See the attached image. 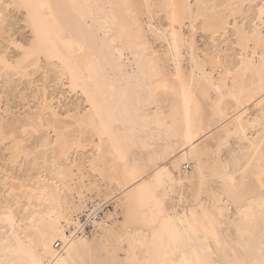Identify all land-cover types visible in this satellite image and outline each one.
I'll list each match as a JSON object with an SVG mask.
<instances>
[{
    "label": "snow or ice",
    "instance_id": "obj_1",
    "mask_svg": "<svg viewBox=\"0 0 264 264\" xmlns=\"http://www.w3.org/2000/svg\"><path fill=\"white\" fill-rule=\"evenodd\" d=\"M109 8L127 9V18L113 15L109 27L107 20L97 16V10ZM17 12L23 17L25 28L22 30L13 23ZM157 15L162 22L166 21V27L163 23L155 25ZM98 23L103 26L102 35L95 30ZM177 25L181 29L189 27L191 34L186 36L183 31L178 32ZM85 29L91 31V42ZM20 31L29 35L20 38ZM197 31L203 32L207 40L199 59L193 40ZM221 35L223 39H219ZM118 39L121 44L127 42L129 50L134 49L149 70L145 73L147 105L159 103L161 90L173 96L182 95L189 141L196 90L206 98L214 91L220 99L226 92L236 99L238 78L243 75L247 79L251 75L253 81L259 79L264 96V0L258 3L231 0L216 4L165 0L163 3L120 5L79 0L55 4L50 0H0V248L4 257L0 258V264H70L67 258L56 259L49 249L40 212L44 205L55 204L61 183L77 178V168L97 166L96 154L86 163L79 160L81 150L87 152L97 138L101 154L104 144L110 145L113 168L123 164L129 172L127 145L134 141L120 131L122 121L115 103L118 89L107 71L109 63L116 59L111 54ZM152 41L167 44V57L177 65L173 80L179 82V89L176 83L169 82L166 68L160 66L156 57L147 55ZM187 48L193 49L196 65L191 82L179 71L182 52ZM119 51L123 59V49ZM258 54L259 64L255 59ZM196 70L200 71L198 79ZM65 86L83 95L86 106L65 104L63 95L58 101L57 89ZM143 90L142 87L141 95ZM260 107L264 113V101ZM200 113L201 106L195 103V116L198 118ZM260 124L264 128V115ZM260 139L259 199H255L253 183L255 158L241 159V153L225 158L223 153L229 144L222 139L209 153L206 164L199 161V187L194 199L200 206L192 209L190 217L186 210L185 216L179 218L181 225L187 223L183 231L176 226L177 180L169 176L143 183L137 181V216L151 229L157 252L165 251L166 255V249H172L173 258L144 262L133 259L122 264H177L175 255L181 253V246L192 243L193 237L199 240L201 233L202 245L208 244L211 238L219 248L216 226L223 219L225 209L218 206V200L220 204H235L246 220L254 219V209L242 208V202L259 206L258 258L251 246L245 247L242 255L234 251L233 256L239 258L225 261L210 259L202 249L193 248V258H188L185 252L179 264H264V133ZM141 174L142 170L135 167L129 172L133 180ZM184 183L179 181L181 186ZM203 197H207L208 203H200ZM179 203H184L182 194ZM18 230L28 237L27 243ZM40 246L43 252L39 251ZM211 251L207 249L208 254ZM20 256L27 259H19Z\"/></svg>",
    "mask_w": 264,
    "mask_h": 264
},
{
    "label": "bare ground",
    "instance_id": "obj_2",
    "mask_svg": "<svg viewBox=\"0 0 264 264\" xmlns=\"http://www.w3.org/2000/svg\"><path fill=\"white\" fill-rule=\"evenodd\" d=\"M252 1L250 0L251 3H253ZM50 2L55 4L64 2V0H50ZM79 2L120 5L124 3H163L165 0H79ZM177 2L191 3L192 1L177 0ZM198 2L216 4L229 3L231 0H214L213 2L194 0L192 4ZM243 2H249V0H243ZM127 12L128 10L123 8H109L106 11L97 10V16L100 20H107L108 26L111 27L113 15L127 18ZM157 18L159 19L156 25L163 23L164 27L167 26L166 21L162 22L158 15L154 18V23ZM102 27L98 23L95 29L101 35ZM84 31L88 34L89 42H91V31L88 29ZM177 31H182L179 25H177ZM187 31L190 35L189 27ZM161 46L159 50H154L152 47L147 55L156 57L160 66L166 68L169 82L176 83L177 89H179V82L173 80L177 73V65L167 57V44H161ZM113 48L114 52L111 55H115L116 59L109 63L107 71L118 89L115 103L118 105L117 115L122 121L120 131L126 133L127 137L134 141L127 145L129 172L135 167L142 170V174L133 180L129 172L125 171L123 164H117L114 169L112 156L109 155L110 145L105 143L103 154H101L99 138L90 145L88 155H84L85 151L81 150L82 155L79 156V160L86 163L93 157V154H96L98 157L97 166L93 168L89 165L83 170L77 168V178L74 181L69 179L67 182L61 183L59 192L56 194L55 204L44 205L40 212L44 217V230L47 233L49 249L56 259L67 258L70 264H93L97 261L107 262V264H117V262L122 264L124 261L133 259L140 262L172 259V249H166V255L165 251L157 252L153 247L151 229L137 216L139 209L138 193L136 192L137 181L143 183L151 181L155 177L166 179L169 176L177 180L178 191L174 197L178 208L176 226L183 231L187 227V223L181 225L179 218L185 216L186 210L190 217L192 209L200 206L194 199L195 190L199 187V161L202 160L206 164L209 153L219 145L222 139L227 141L232 137L238 139L241 146L234 153H241V159L247 157L249 160H253V157L255 158L252 163V169L256 173L253 183L256 189L255 199H259L260 137L264 133V128L260 124L261 117L264 115L260 107L264 96L261 95L259 79L253 81L251 75L247 79L241 75L235 86L236 99H232L227 92L224 98L220 99L214 91L206 98L196 90L193 122L190 129L192 138L189 141L186 139L189 127L183 118L182 95L173 96L165 94L161 90L159 103L147 105L145 73L149 70L146 64L138 59L134 49L129 50L127 42L121 44L118 39ZM120 49H123V59L120 58ZM197 50L195 48L197 58H202L203 51H201V55H198ZM141 55L145 54L141 53ZM249 58L251 59V57ZM124 59H127L129 63H126ZM255 59L259 64V54ZM194 69H196V65L193 63V49L187 48L181 55L180 74L191 82ZM195 76L198 79L199 70H196ZM142 87L144 90L141 95ZM231 87L230 83L229 88L231 89ZM68 90L73 94L77 93L70 88ZM121 98H124L123 103H121ZM138 100L139 103H137ZM83 103L85 104L84 97ZM195 103H199L201 106L198 118L195 116ZM250 106L257 108L259 115L255 113L254 117L248 118L246 113H249ZM241 125H243V131H241ZM252 130H255V135L249 138L248 132L251 131L250 135H252ZM76 160L73 159L74 162ZM65 163L67 162L65 161ZM181 180L185 181L183 186L179 184ZM181 194L184 196L183 204L179 203ZM203 198L200 203H208L207 197ZM108 203L112 204L111 210L105 207ZM217 204L225 209L223 219L216 226L220 247L218 248L216 240L211 238L208 244L202 245L201 241L204 237L201 233L199 240L193 237L192 243L181 246V253L175 255L177 264L183 259L185 252L188 258H193V248L202 249L210 259L225 261L239 258L234 257L233 252L236 251L242 255L244 248L251 246L255 249V255L258 258L261 239L259 206L251 205L248 201L242 202V208L252 207L254 209V219L246 220L240 215L235 204H232L233 213L228 212L232 216L226 215L228 214L226 204H220L219 200ZM217 216H219V212H217ZM118 217L121 218V221L118 220ZM18 231L20 236L24 237V242L27 243L28 237L23 231ZM187 235L185 233L186 239ZM208 248L212 250L210 254L207 252ZM39 251H44L42 246L39 247ZM0 258H4L2 248H0ZM18 258L27 259L24 256ZM48 258L51 259V257Z\"/></svg>",
    "mask_w": 264,
    "mask_h": 264
},
{
    "label": "rangeland",
    "instance_id": "obj_3",
    "mask_svg": "<svg viewBox=\"0 0 264 264\" xmlns=\"http://www.w3.org/2000/svg\"><path fill=\"white\" fill-rule=\"evenodd\" d=\"M192 2H194V0H191ZM210 2H213L214 0H209ZM192 2H191V4H192ZM253 3H258L259 2V0H253L252 1ZM158 19L159 18H157L156 19V22H155V25L158 23ZM162 21V20H161ZM13 23L15 24V25H18V27H19V29H24L25 28V26H24V24H23V17L22 16H20V14H19V12H17V13H15V16H14V18H13ZM145 29H146V31H147V28L145 27ZM183 30H185V31H183ZM188 30V27L186 26V27H184L183 29H182V31H183V33L186 35L187 33V36L189 35V31H187ZM229 32H231V29H229L228 30ZM18 35L20 36V38H24L25 36H27V35H29L28 33H26V32H24V31H20V32H18ZM219 39H223V36H221ZM193 40H194V42H195V48H197L198 50H197V54L198 55H201V51H203L204 50V48H205V46H206V43H207V40H206V38H205V34L203 33V32H201V31H197L196 32V35L194 36V38H193ZM155 41H152L151 43H152V47H153V49L154 50H159L162 46H161V44L159 43V42H155ZM158 43V44H157ZM205 43V44H204ZM158 45V46H157ZM204 45V46H203ZM158 47V48H157ZM204 47V48H203ZM125 60V62L126 63H129V61L127 60V59H124ZM128 62H127V61ZM70 90H68V87H61V88H59V89H57V100L59 101V96L60 95H63L64 97H65V100H64V103L65 104H67V103H69V102H71L72 104H80L81 106H84L85 104L83 103V97H82V95H80V94H78V93H72V92H69ZM49 99L51 100L52 99V97L50 96L49 97ZM250 107H251V109H250ZM249 107V113H246L247 115L246 116H249L248 118H250V117H254V115H255V113H257L256 115H259V110L257 111V108H254V107H252V106H250ZM153 109H154V107H153ZM253 109H256V110H253ZM252 111V112H251ZM251 112V113H250ZM254 114V115H253ZM253 131V133H252V135H250V133H251V131H249L248 132V137L250 138V136L251 137H254V135H255V130H252ZM232 140V141H231ZM230 141V142H229ZM228 144H229V150L227 149V151L225 150L224 151V153H223V156L226 158V157H228L229 155H231L232 153H234V152H236V150H238V147L239 146H241L240 144H239V141H238V139H235L234 137H232V138H230L229 140H228ZM239 144V145H238ZM237 145V146H236ZM235 148V149H234ZM232 149V150H231ZM231 151V152H230ZM89 152H90V149L88 148V150H87V152H84L83 154L85 155V154H89ZM229 152V153H228ZM76 154L74 153L73 154V157H72V159H77V156H75ZM82 155V153L80 154V156ZM83 155V156H84ZM81 158V157H80ZM203 200H204V198H203ZM111 203H108V204H106L105 205V207L107 208V209H109V210H111L112 209V204L110 205ZM225 205V204H224ZM226 208H227V213L228 212H231V213H233V205H226L225 206ZM228 209H230V210H228ZM232 209V210H231ZM231 213H228V214H226V215H228V216H232V214ZM118 220L119 221H121V218L120 217H118Z\"/></svg>",
    "mask_w": 264,
    "mask_h": 264
}]
</instances>
